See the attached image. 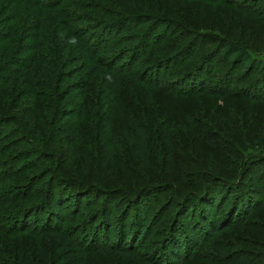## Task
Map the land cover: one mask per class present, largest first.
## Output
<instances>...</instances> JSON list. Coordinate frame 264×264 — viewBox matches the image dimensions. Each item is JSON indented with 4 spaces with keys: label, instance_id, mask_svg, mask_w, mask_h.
Instances as JSON below:
<instances>
[{
    "label": "rangeland",
    "instance_id": "obj_1",
    "mask_svg": "<svg viewBox=\"0 0 264 264\" xmlns=\"http://www.w3.org/2000/svg\"><path fill=\"white\" fill-rule=\"evenodd\" d=\"M42 1L50 4L51 0ZM153 1H157L159 9L164 11L165 7L167 9L165 16L170 17H173L181 6L180 10H183V14L188 17L189 23L198 26L197 31H193V34L204 30L211 33V38L221 39L224 37L223 31L220 29L222 26L221 16L217 14L220 13L223 16L224 9L213 7V10L207 13V7L204 5L203 8L200 7V13L196 12V6L200 4L198 0H79L77 6L69 3L64 13H61L60 7L55 8L56 6L50 5L45 7L46 11L49 10L50 17L45 26L44 35L47 39L43 40L46 47L44 51L54 59V66L50 71L55 74L50 75V78L56 76L59 78L53 87H50L48 77L42 74L44 87H38V90L48 91L51 95V98L44 95L47 100H42L46 105L38 101L37 98L30 102L29 99L23 97L21 98V108L13 114L18 117L22 127L25 126L31 132L34 141L30 140L27 145L23 141L22 143L17 141L13 147L19 148L22 152H28V149L32 151L31 146H33L42 155L39 157L38 154L33 153L31 159L21 155L20 164L14 163L15 170H19L18 178L13 180L9 178L11 175H8L4 179V187L8 185L11 195H16L18 190L23 193L28 192L27 196L23 194L22 202L18 206V209L22 208V211L26 209L27 213L24 217L17 219V223L14 225L6 223L3 225L9 234L8 237H3L4 240L15 242L20 236L22 242L18 247L31 260L34 259L33 262H28L23 257L21 264H214L211 259L212 255H217L220 252L225 255H245L250 264H264V164L260 163L262 161L259 158L252 160L253 157L264 155V73L261 75L262 79L257 73L243 66L232 69L228 63L217 60L220 56L218 51L215 60L205 63L198 69L199 71L196 72V68H193L194 65L190 68L191 70L183 69L184 78L181 79L182 81L187 79L184 82L181 79L179 82L177 76L164 75L168 69L166 66L169 67V65L165 62L166 60L159 62L162 53L155 50L142 57L141 53L146 49L145 44L147 42L154 43L155 38L161 34L182 35L186 37V44H184L188 45L186 49L189 50L192 48L190 39L194 36L183 35L173 27L169 28L160 24L153 25V29L148 33L146 29L140 31L139 29H127L132 26L135 19L138 20L136 15L147 14L149 18L157 16L155 12L148 13L143 8L146 4L149 8H153ZM175 5L176 8H174ZM247 5L252 7L253 4L249 1ZM17 6L16 4L14 7ZM25 9L27 7L24 6ZM28 10L33 11L31 12L33 13L32 17L38 12L32 7H29ZM9 12L11 13V11ZM65 15L69 16L73 22L76 20V23L71 25L75 30L73 36L80 41L81 48L93 54L91 61L84 59L80 64H72L71 60L78 54L76 49L72 50V42L65 55L59 59H56L53 49H50L56 47V54H59L58 48L61 45L63 47L65 31H62V26L58 24V21ZM10 18H12L11 15L7 19ZM7 22L6 24H9ZM247 22L246 26L242 27L244 35L249 34L251 39H257L261 43L264 40L261 34L264 24L255 22L253 19H247ZM238 24L239 22L234 21V25ZM120 26L126 29L123 30ZM118 27H120L118 30L114 29ZM2 31H4V27H0V32ZM61 32H63V36H59ZM113 37H116L117 41L113 47H110L109 44ZM23 42L24 44L30 43L25 39ZM184 44L177 43V48ZM215 45L211 43L210 46L214 47ZM186 49L183 54L188 52ZM172 54L173 50L167 53V55ZM256 58L264 60V55ZM155 59L158 61L157 64ZM135 60L139 62L137 65H134ZM153 60L156 65L153 64ZM110 67L120 68L113 92V96L122 103L121 116L117 120L121 126L119 125L120 128L117 129L121 131L124 128L127 132L131 122L139 121L144 126H142V139L147 141L144 145L149 149H154L156 156H162V153L160 154L155 149L164 147L160 137L161 126L159 123L166 117L171 120L167 122V125L171 126L168 130L170 139L166 145L167 149L170 146H176L179 151L175 152V156L178 159L181 158V155L184 156L181 162L196 163L204 169L206 174L212 176H217L222 169L226 171V165L222 164V161L226 160L222 158H227V156L225 151V153L221 152V155L215 152L214 161L207 159L206 147L194 139H199L203 134L197 128L199 124L205 125L213 135H216L218 144H220V139H227L226 131L233 130L235 132L236 130L239 136L247 138L253 134L257 144L256 146L254 143L251 144L253 147L255 146L252 154L244 152L246 156L253 157L247 158V173L241 180L242 184L230 187L223 181H216L208 185V188L216 186L215 194L218 205L228 194H231L236 199L235 201L242 199L245 201L246 208L240 210V213L238 212L241 214L238 222L224 225L218 228V232L208 236L207 232L203 233L202 218L211 220L212 217L201 215L203 210L200 209L196 201L187 200L191 205L187 213L184 208L189 203L182 204L183 207L181 205L179 210V204H172L170 198H173V191L170 190L166 193H148L144 199L142 198L144 201L140 208L144 210L142 212H146V215L152 217L154 225L152 228L150 227L151 229L149 226L146 228L139 241L133 238L134 241L132 240L131 243L135 245L134 247L122 244L117 238L119 229L122 228L119 227L120 222L115 223L114 215L126 206L125 203L119 200L115 201L113 212H111V225L107 226V221L106 224L103 223L101 211L110 212V208L108 209L110 206L108 204L109 193H118L115 185L121 177L119 173L120 160L113 162L105 154L103 143H98L100 139L97 119L104 110L102 98L99 99L98 93L104 74ZM158 80L160 82L157 86ZM21 86L23 88L25 84ZM65 88L67 96L60 104L58 103L59 98L56 97L57 92ZM188 88L191 89L188 90ZM173 89L176 90L171 92ZM179 89L178 92L183 94L177 92ZM109 102L111 103V100ZM35 104L41 111L34 110ZM106 105L108 104L106 103ZM79 112H81L80 117ZM11 114L6 113V115ZM65 114L69 116L64 117ZM50 116L52 117L51 125H48L46 133L40 136V127L44 128L45 120ZM138 116H142V118L140 119ZM22 136L24 137V135ZM22 136L19 135V138L22 139ZM231 137H236V134ZM77 138L78 145L76 144ZM142 139L134 138L128 142L124 136L123 145H125L126 155L140 157L142 160L146 158L145 147H140ZM121 154H124V151ZM85 155L87 162L84 160ZM46 156L47 161H44L43 166L34 171L25 169V166L21 167L24 162L26 164L29 162L32 166L38 158ZM7 163L10 162L5 159L2 164ZM88 166L89 171H86ZM7 168L5 165L0 166V173L5 172ZM45 169L49 170L38 174L40 170ZM53 170L61 173L56 174L59 177V182L55 185V190L58 192L56 201L62 203L61 211L65 219L64 230L61 232L57 230L47 232V229H44V226H49V229L55 226L52 223L46 224H48L49 217L56 218L58 213L56 209H60L47 206L44 208V204L41 206L45 210L44 213L29 212L34 207L32 204H42L44 196L51 192L48 188L50 180L53 178L50 172H54ZM172 172L174 171L171 168V173H169L171 176H163L162 180L155 178V185L168 186V182L173 183ZM80 180L84 182L81 185L85 188L83 191H77V187L73 188V184L79 183ZM61 181L65 184L63 185ZM19 184H25L22 190L18 188ZM23 189L26 190L23 191ZM253 190L261 194L257 197L250 196ZM181 191L184 193L182 196H186L192 192V189L183 186ZM250 201L251 204H249ZM90 202L96 203L98 210L88 208ZM76 204L84 207L83 213H75L73 206ZM229 204H231L230 201L223 208L224 213L228 210ZM104 205H106L105 210ZM233 205L228 211L232 210ZM183 209L185 212L182 211ZM194 209H196V213L193 218ZM197 210L201 213L199 214ZM98 211L100 213L97 214ZM129 212L128 218L125 217L127 227L129 228V224H133L135 218L137 219L136 224L139 225L141 212L137 209ZM225 214L227 215V212ZM131 215L134 218H131ZM98 217L96 222L95 219L97 220ZM184 218H191L198 226L199 229L196 233L199 237L194 243L191 241V243H186L187 234L181 233L183 239L185 238L181 241L184 248L178 254V259L172 262L162 253L166 251L165 245L174 244L172 241L174 234L178 231L185 232L181 230L182 227L179 224V221ZM147 223L150 222H146V225ZM10 234H15V237ZM61 234L64 235V238L60 237ZM9 253L10 250L7 249L5 256L0 255V264H13L12 262L7 263L5 260Z\"/></svg>",
    "mask_w": 264,
    "mask_h": 264
},
{
    "label": "trees",
    "instance_id": "obj_2",
    "mask_svg": "<svg viewBox=\"0 0 264 264\" xmlns=\"http://www.w3.org/2000/svg\"><path fill=\"white\" fill-rule=\"evenodd\" d=\"M78 1L79 0H51L49 4L42 0H0V27H4V31L0 32V166L5 165L8 167L5 172L0 173V216L3 215L0 217V255L5 256L6 250H10V253L7 254L5 258L7 263L12 262L13 264H21V260L23 257L24 260L28 262H33L34 259L31 260V258L27 256V254H24L23 251H21V249L18 247L19 244H21L22 242V238L20 236L17 237L15 242L6 241L3 238L4 236L8 237L9 235L6 231V228L4 229L3 227L4 223L14 225L15 223H17V219L23 218L24 215L27 213L26 209H23L22 211V208L18 209V206L19 203L22 202L21 200L24 197L23 194L25 196L28 195L27 191L23 193L19 190L16 195H11L8 190V185L4 187V179L8 177V175H11V177L9 178H12L13 180L18 178L17 176L19 170H15L14 163L20 164L21 161H19V159H22L21 155H24L25 158L27 157L28 159L32 158L33 153L38 154L39 157L40 155H42L40 151L35 150L33 146H31L32 151L31 149H28V152H22L21 150H19V148L13 147L17 141H21V143L23 141V143L26 145L29 143L30 140L34 142L32 140L33 138L31 132L28 131L25 126L23 128L21 123L18 121V117L13 114L15 112H18V110L21 108V98L23 97L29 99L30 102H33V99L37 98L38 101L46 105V103L43 102L42 99L47 100L46 98H44V95H48L50 96V98L51 95L48 93V91L44 92L38 90V87H44V84L42 83L44 80L42 74L45 75V77H48L50 87H53V84H55L59 78L58 76L50 78V75L55 74L54 72L50 71V69L54 66V59L51 58L49 54L45 53L44 51L46 50V47L43 44V40L47 39L44 35L45 26L50 17V14H48L49 10L46 11L45 7L48 5L52 7L56 6L55 8L60 7L61 13H64V10L67 9L69 3L70 5L77 6L79 5ZM198 1L200 2V4L196 6V12L199 13L201 12L200 7L203 8L204 5H206L207 7V13L211 12L213 10V7H218V9L222 7L224 9L222 11L223 16L220 13H217L219 16H221L220 21L222 22V26L220 27V29H222L223 31V38H211V33L205 32L204 30H200L203 32H197L193 34V31H197L198 26H195V24L193 23H189L188 17L183 14V10H180L182 9L181 6H179L177 13L173 17H170L165 16V12L167 11L165 7L163 11L159 9L157 1H153V8H149L147 4L143 6V8L146 9L148 13L155 12L157 16L151 14L152 16L156 17L149 18L147 14L136 15L138 20L135 19V22L132 24V26L127 29H139V31L142 29H146L148 33L153 29V25L160 24L161 26L164 25L165 27L168 26L169 28L173 27L180 33H183V35L186 34L187 36H194L190 39L192 42V48H190L189 50L186 49L188 45L185 46V36L161 34L157 36V38H155L154 43L151 42L149 44L147 42L145 44L146 49L144 52L141 53V56L144 57L148 55V53L150 54L155 50L162 53V58L159 60V62H163L166 60L165 62H167V64L169 65V67L166 66V68L168 69H166L164 75L177 76V80L184 78L183 69L191 70L190 68L194 65L193 68H196L197 72V70L200 69L203 65H205V63L209 61L213 62L216 58V54L218 51L220 52V56L217 60H221L224 63H228L230 68L235 69L240 66H243L246 69H249L257 73V75L261 76L264 73V60H260L256 57L264 55V40H262L260 43L257 39H251L249 37V34L245 36L242 27H245L248 23L247 19H253L255 20V22L264 24V13H262L264 12V0H242L240 2H238L237 0ZM249 1H251V3L253 4L252 7L247 5ZM16 4L18 6L14 7L16 6ZM24 6L27 7V9L24 10ZM29 7H32L33 10L38 11L37 13H35V16L32 17L33 13L31 12L33 11H29ZM174 8H176V5L174 6ZM9 11H11V13ZM224 14L226 15L225 17ZM9 15H11L12 18L7 19ZM227 15H229V19ZM29 20L31 22L33 21V23H30ZM234 21L239 22V24L237 26L234 25ZM6 22L9 24H6ZM73 23H76V20L75 22H73L71 19H69V16L67 15H65L63 18H61L60 21H58V24L62 26V31H65V35L63 37V47L61 45L58 48L59 54H56V47H51L50 49H53L56 59H59V57L61 58L65 55V53L70 48V44L72 42L73 46H71V48L72 50L76 49V52L78 54L76 57L73 58V60H71V63L80 64L81 61H83L84 59H88L89 61H91L93 54L90 53V51H86V49L81 48L80 41L75 39V36H73L75 31L71 26ZM143 26L145 27L142 28ZM120 27L123 30L126 29L122 26ZM120 27L114 29L118 30ZM154 31L156 32V30ZM261 34L264 39V28H262ZM59 36H63V32H61ZM116 37H113L111 39V43L109 44L110 47H113L115 45L117 41ZM24 39L30 43L24 44ZM177 43L185 44L177 48ZM211 43H214V45L216 43V45L214 47L210 46ZM175 48H177V50H175ZM185 49L188 52L183 54ZM172 50L173 54L167 55V53ZM139 60L140 58L138 57V61ZM138 61L135 60L134 65H137L139 63ZM155 61L157 60L155 59ZM155 61L153 60L154 65L158 63L157 61L155 64ZM118 74H120V68L115 69L110 67L104 74L101 89L98 93L99 99L102 98L104 110H102L99 118L97 119V128L99 131L100 139L99 142L98 140L97 142L99 144L101 142L103 143L105 154L111 160H113V162L120 160L121 166L119 168V173L121 177L117 183L122 184L119 186V184L116 183L115 185V189L116 191H118V193H109L110 201L108 202V204H110V206L108 207L107 205V207L108 209L110 208V212L101 211L103 216V223L106 224L107 221V226L111 225V212H113V204L115 201L119 200L122 203H125V209L123 208L124 210L122 209L120 210V212L114 215L115 223L117 224L118 222H120L121 225H119V227L122 228L119 229L120 238H117L119 239V241H121L122 244L126 246L131 245L132 247H134L135 245L131 243L133 238L139 241V239L146 231V228L149 226V229H151L154 225V222L152 223L151 220L152 217L146 215V212H142L144 210L140 208L143 205V199L148 193H166L167 191L170 192V190L173 191L172 197L174 199L170 198L172 200V204H179V210L181 209L182 204L184 205L185 203L186 205L187 203H189L187 202V200L196 201V203H198L197 205L200 206V209L203 210V213L201 215L205 214L210 215L212 217L211 220H209L208 218H202V227L204 228L202 230L203 233L207 232L206 234L208 236H211L214 233L218 232V228H221L224 225L226 226L228 224L238 222L240 220L241 215L239 214L240 210H245L246 208L245 201H243V199L241 201H235L236 199L232 197L231 194H228L221 200V202H219L218 205L216 202L215 194L216 186L208 188V185L209 183L216 181H223L226 184L230 185V187H236L237 185L242 184L241 180L244 179L247 173V158H249V156L253 157L251 155L246 156L244 152H249L252 154L254 147L257 144L254 140L255 138L253 134H250L247 138L246 136H239V133L236 132V130L235 132L233 130L226 131L227 139H220V144H218V141H216V135H213L209 131V128H207L205 125L199 124L197 128H199L201 130V133L203 134L199 137V139H194L206 147L207 159L209 161H214L215 159L213 158V156L215 152L221 155V152L225 151L227 156V158H222L226 160L222 161V164L226 165V171L222 169L219 174H217V176H212L210 174H206L204 172V169L200 168L196 163L181 162L184 156L181 155L180 159L175 156V152L179 151L176 146H170V148L167 149L166 145L169 143L170 139V136L168 135V130L171 127L169 126V124L167 125V122L171 120H169L170 118L166 117L162 119L159 123V126H161L160 137L162 139L164 147L155 149L156 151H159L160 154L162 153V156H156L154 149H149V147L144 145L145 143H147V141H144L142 139L143 125L139 121L131 122V124L127 128V132L124 128L121 129L122 132L117 129L120 128L119 125L121 126L119 122L117 123V120L118 117L121 116L120 108L122 103L121 101H119L118 98H115L113 96V92L115 87V79ZM260 78H262V76ZM186 80L187 79H184L182 81L181 79L182 82ZM159 82V80L158 82H156L157 86L159 85ZM23 84H25V86L22 88L21 85ZM189 89L191 88H188V90ZM175 90L176 89H173L171 90V92ZM178 91H180V89L177 90V92ZM66 92V88L57 92L56 97L59 98L58 103H63L65 97L67 96ZM178 93L183 94L180 92ZM109 100H111V103L109 102ZM106 103L108 105H106ZM34 106L36 107L34 108V110L38 109L41 111L37 104H35ZM8 112L12 114L6 115V113ZM67 115L65 114L64 117L69 116ZM80 115L81 112H79V117ZM138 118L141 119L142 116H138ZM51 119V116L48 117V119L45 120L46 124L44 128L40 127V136L46 133L48 125H51ZM235 134L236 137L232 138L231 136H234ZM19 135H24V137L22 136V139H20ZM124 136L125 139H128V142L134 138L142 139V144L140 147H145L144 154H146L147 157L142 160L140 157L128 156V154L126 155L125 145H123ZM76 142V144L78 145V138ZM252 143L255 144L254 147L251 145ZM238 146L244 148L245 150L240 149ZM189 150L192 151L191 149ZM7 151L9 152L8 154ZM122 151H124V154H121ZM185 151L189 153V151ZM133 155L135 154L133 153ZM258 158L260 159V161H262L260 163L264 164V155L253 157L252 160H258ZM5 159H7L10 163L2 164ZM84 160L87 162L86 155L84 157ZM44 161H47V156L44 158H38L37 161H34L32 166L31 163L28 162V164H26L24 162L21 167L23 168V166H25V169H28L29 171H34L38 169V167H42L43 163H45ZM146 167L148 168L146 169ZM171 168L174 171L172 172L173 183L168 182V186H163L160 184L156 186L155 178L156 180H162L163 176H171V174H169L171 173ZM48 170L49 169L40 170L38 174L42 171ZM86 171H89V166L86 167ZM50 173H52L53 175V178L52 180H50L51 182L48 188L49 190H51V192L44 196V201L42 200V204H32V206L34 207H30L32 210H29V212L44 213L45 210H43V208L41 207L44 204V208L47 206L49 208L52 207L55 209H60H56V211L58 212L56 214V218L54 216L51 218L49 217V220L47 221L48 224H46L50 225L52 223L55 226L50 229L49 226H44V229H47V232L52 230H57L61 232L62 230H64L63 223L65 219L63 218V212L61 211L63 205H61L62 203H58V201H56L58 200V192L57 190H55V185L57 182H59V177H57L56 174L61 173L57 171ZM187 178H189V180H186ZM78 182L79 183L77 184H73V188L77 187V191H83L85 188L81 185L84 182L81 180ZM25 184H19L18 188L22 190ZM64 184L65 183H63V185ZM210 185L212 186L213 184ZM183 186L187 187V189H192V192L186 196H182L184 193L183 191H181V187ZM115 189L113 190L115 191ZM24 190L26 189H23V191ZM29 192L31 194V191ZM251 194L250 196L255 195L254 197H257L261 193L253 190ZM229 201L231 202V204L228 205V210L231 208L232 204L234 205L232 210L226 211L228 215L227 216L225 214L226 212L224 213L223 208ZM249 204H251V201ZM190 206L191 205L189 203V205L184 208L186 209V213L188 212ZM73 207H75L76 214L84 212L82 211L84 210V207H82L81 205L76 204ZM88 208L98 210V208H96V203L93 202L89 203ZM105 208L106 205H104V210ZM135 209L141 212V215H139V217H141L139 221L140 224L138 223L140 227L136 224L135 221L137 219L135 218L133 219L134 225L129 224L128 228L125 224V219L128 218V216L130 215L129 211ZM184 209L182 211H184ZM194 211L195 212L193 218L195 217L196 209H194ZM197 211L199 214L201 213V211ZM98 213H100V211H98L97 214ZM131 218L134 217H132L131 215ZM185 218L179 221V224H181L180 227H182L181 230L185 232L178 231V233L174 234L172 238L174 244L165 245L164 247L166 251L162 254L167 256V258H169V261L173 262L178 259V254H180L182 248H184V244H182L181 242L185 239H183V234H187L186 243H194L199 237V235L196 233V231L199 229L198 226L194 223V221L191 220V218ZM98 219L99 217L97 218V220L95 219V221L97 222ZM148 221L151 224L147 223L146 225V222ZM181 233L183 234L180 235ZM10 235L13 237L15 234ZM60 237L64 238V235L61 234ZM26 238L28 239L29 237ZM70 243H72V240H70ZM2 247L4 248L1 249ZM211 259L213 260L214 264H250L245 255H225L223 252H220L217 255H212Z\"/></svg>",
    "mask_w": 264,
    "mask_h": 264
}]
</instances>
